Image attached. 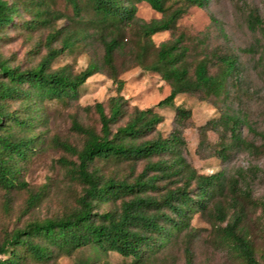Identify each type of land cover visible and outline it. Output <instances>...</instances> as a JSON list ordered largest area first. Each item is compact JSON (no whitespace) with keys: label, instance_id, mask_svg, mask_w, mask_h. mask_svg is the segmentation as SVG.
<instances>
[{"label":"trees","instance_id":"1","mask_svg":"<svg viewBox=\"0 0 264 264\" xmlns=\"http://www.w3.org/2000/svg\"><path fill=\"white\" fill-rule=\"evenodd\" d=\"M66 1L71 5L73 15L81 17L82 0ZM84 1L91 14L89 22L103 46L100 63L90 62L75 74L65 67L51 69L54 59L86 36L83 33L78 36L77 31L66 33L62 28L52 29L47 34V51L34 66L21 69L0 59V188L7 195L12 190L27 188L19 178V162L28 159L37 139L13 133L15 126L28 131L32 116L21 118L8 111L6 104L9 101L25 102V109H28L29 102L76 99L79 88L101 68L116 90L107 101V112L102 102L93 104L100 124L99 132L72 119L71 130L84 138L80 149L67 141L53 139L56 146L76 156L74 162H68L69 171L82 186L76 207L61 216L29 220L14 228L0 242V264H24L27 259L48 263L83 248H90L93 252L85 264L109 252L131 258V264H147L173 236L187 231L190 239L193 235L190 215L207 210L210 203L212 208L208 213L218 222L226 221L217 230L221 241L235 251L244 264H264L255 258L254 247L244 226L249 205L258 207L264 241V196L256 200L252 198L249 183L242 172L229 178L222 171L197 173L182 153L186 144L182 129L190 111L174 104L176 96L182 93H202L205 97H219L226 93L228 79L237 78L241 73L238 56L232 52L214 54L218 70L212 74L205 55L193 64L190 72L187 62L189 47L182 44V34L158 46L151 39L158 32L175 29L177 20L188 7L205 8L209 0H181L183 5L173 9L166 7L165 0ZM141 1L147 2L162 16L148 22L136 18V4ZM48 11L36 10V21L48 22L49 19L43 18ZM15 12L14 4L0 0V29L12 21ZM247 21L252 31L261 24L256 14L250 13ZM130 29L139 38L136 49L131 52L133 60L142 69L157 73L170 87L164 98L144 109L132 107L129 110L122 95L124 81L114 63L115 53L125 48L124 36ZM59 37L61 45L53 47ZM165 107L174 109L175 127L163 137L156 132L163 116L155 109ZM126 117L124 123L118 124ZM243 125L254 135L264 138V133L255 131L246 115L235 109H226L217 119L208 120L200 126V131L203 136L209 127L219 133L217 155L225 160L234 148L259 151L258 146L243 137ZM99 160L128 162L130 165L141 160L146 163L129 180L126 177H105L93 167ZM59 162L65 165L67 161ZM159 181L165 182L162 192L158 190ZM41 196V192H30L25 210L35 207ZM108 202L116 205L97 210ZM189 242L185 246L186 264H192Z\"/></svg>","mask_w":264,"mask_h":264},{"label":"rangeland","instance_id":"2","mask_svg":"<svg viewBox=\"0 0 264 264\" xmlns=\"http://www.w3.org/2000/svg\"><path fill=\"white\" fill-rule=\"evenodd\" d=\"M14 4L16 12L12 21L0 29V59L10 66L29 68L45 55L46 36L52 29L62 28L77 31L86 36L73 48L65 50L51 63V69L65 67L75 74L90 62L100 63L103 46L97 33L90 24V12L82 0L81 17L73 15L72 7L66 0H6ZM168 8L183 5L181 0H165ZM36 10H49L44 14L48 22L36 21ZM250 13L258 15L261 24L252 31L248 27ZM136 18L144 22L158 19L161 13L141 1L136 4ZM213 19V20H212ZM183 35L182 44L187 45V62L190 72L193 64L205 55L210 62V73L217 72L216 53H234L238 56L241 73L237 78H229L227 92L219 97H205L202 93H182L176 96L174 104L190 111L182 129L185 146L182 149L191 166L199 174H211L222 171L229 178L242 172L249 183L254 200L264 196V138L254 135L247 126L241 127L243 137L252 141L258 150L234 148L224 160L217 151L220 148L219 133L207 127L202 136L200 126L208 120L217 119L226 109H235L246 115L250 126L264 133V0H209L207 7L190 6L177 20L175 29L154 34L151 39L155 46L161 42ZM61 37V36H60ZM55 40L53 47L61 45V38ZM139 38L130 29L124 36L125 48L115 53V66L124 85L122 95L127 100L129 110L132 107L144 109L156 104L169 93V84L151 71L142 69L133 60L131 52L136 49ZM149 59L147 60V62ZM116 94L115 85L105 70L89 77L79 88L76 99L60 101L46 99L29 102L9 101L8 111L17 113L21 118L31 117L28 131L18 126L12 128L16 136H35L32 153L28 159L19 162L20 179L27 184L26 189L12 190L8 195L0 188V242L16 227L26 221L61 216L76 207V199L81 192V184L69 171L68 162H74L76 156L56 146L53 139L67 141L80 149L83 136L71 130L72 119L99 132L98 116L93 109L95 102H102L108 111V99ZM163 116L156 132L163 137L175 127L173 108L155 109ZM124 118L118 124L124 123ZM203 141V144L200 142ZM254 165L243 170L241 155ZM59 160H66V164ZM141 160L130 165L128 162L114 163L96 161L93 167L107 176L128 178L131 180L145 165ZM158 190L164 191L165 182L157 183ZM172 186V185H171ZM30 192H41L38 204L26 211V200ZM156 194L155 192H150ZM118 204V203H117ZM116 204L112 202L99 206L102 211ZM195 211L190 215V227L193 235L187 237V231L173 236L162 248H159L147 264H186L185 246L189 240L192 264H244L238 255L227 247L218 236L217 230L226 221L218 222L208 212ZM244 226L254 247L255 258L264 263V241L259 208L249 205ZM93 256L90 248H83L70 256L61 255L48 263H38L27 259L24 264H85ZM90 264H131V258H125L116 252L102 254Z\"/></svg>","mask_w":264,"mask_h":264},{"label":"clouds","instance_id":"3","mask_svg":"<svg viewBox=\"0 0 264 264\" xmlns=\"http://www.w3.org/2000/svg\"><path fill=\"white\" fill-rule=\"evenodd\" d=\"M240 159L243 161V163L240 165V167L245 170L248 171L250 170L252 167H254V165H252L246 158L245 155H241Z\"/></svg>","mask_w":264,"mask_h":264}]
</instances>
